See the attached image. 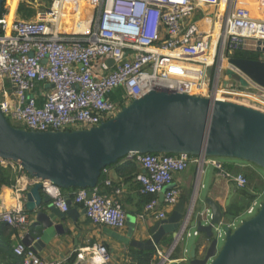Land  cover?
I'll return each mask as SVG.
<instances>
[{"label": "built area", "instance_id": "built-area-1", "mask_svg": "<svg viewBox=\"0 0 264 264\" xmlns=\"http://www.w3.org/2000/svg\"><path fill=\"white\" fill-rule=\"evenodd\" d=\"M9 1L16 3L14 10ZM258 1L262 16H254L238 0H5L6 11L0 15L1 111L9 121L28 130L87 129L115 117L122 106L153 88L211 94L264 111V88L228 63L241 51L264 54V0ZM81 2L89 7L84 20L73 11ZM21 3L35 10L32 17L18 15ZM69 6L77 19L67 12ZM198 14L202 16L198 18ZM64 18L81 28L63 29ZM224 62L242 76L244 85L228 78L221 84ZM209 69L213 70L211 78ZM134 155L143 168L136 175L140 192L151 196L142 218H167V208H174L181 196V189L172 186L174 176L192 164L197 165L194 197L207 166L215 168L237 189L249 184L243 172L226 170L218 159L184 153H135L127 158ZM0 166L18 172L16 189L21 196L15 208L0 207V226L4 222L20 232L28 231L31 215L25 209L24 198L37 182L43 184V192L54 206L63 213L68 211L69 195L59 186L54 184L59 195L51 196L44 188L49 180L30 176L15 161L0 158ZM109 171L105 167L102 174ZM104 184L111 186V179L106 176ZM120 192L121 188L116 187L113 194L104 193L98 184L78 188L70 197L73 204L85 209L94 224L123 229L127 214L117 198ZM160 193H164V210L158 208ZM260 205L257 198L245 215L255 213ZM201 215L211 216L208 212ZM243 216L226 224L236 228ZM188 223L184 222L174 242L156 245L152 264L189 261L190 251L185 244L194 233ZM180 245L183 253L175 257ZM14 252L22 257V264H67L41 257L22 241L14 245ZM111 261L108 247L100 243L80 248L72 264Z\"/></svg>", "mask_w": 264, "mask_h": 264}, {"label": "water", "instance_id": "water-1", "mask_svg": "<svg viewBox=\"0 0 264 264\" xmlns=\"http://www.w3.org/2000/svg\"><path fill=\"white\" fill-rule=\"evenodd\" d=\"M4 2L0 0V15ZM228 63L264 88L263 59L233 56ZM212 72L208 70L209 77ZM230 79L245 84L239 73L234 72ZM135 153L236 158L264 170V111L215 95L153 88L99 125L34 131L12 125L0 108V158L18 162L30 176L50 180L61 189L94 188L105 167ZM234 188L237 189L235 185ZM203 203L204 210L197 216L199 207L187 209L180 201L168 218L151 227V236L146 240L134 238V216L127 217L126 234L111 228L107 233L132 248L155 251L156 245L168 238L174 242L188 220L193 236L206 243L201 252L199 244L192 245L187 264H264V199L257 212L236 228L226 224L229 218L218 202L208 197ZM68 204V211L63 213L43 192L41 182L30 186L25 207L34 214V220L22 242L37 253L42 251L56 234L63 233L69 216L77 217V207L70 196ZM202 212L211 216L204 217ZM37 227L43 229L41 236H37Z\"/></svg>", "mask_w": 264, "mask_h": 264}, {"label": "crops", "instance_id": "crops-1", "mask_svg": "<svg viewBox=\"0 0 264 264\" xmlns=\"http://www.w3.org/2000/svg\"><path fill=\"white\" fill-rule=\"evenodd\" d=\"M238 1L242 5L248 7L254 16H262L261 14L263 13V9L259 6L258 0ZM233 73L234 72H232V74ZM229 80L233 81L232 79H230V77ZM41 88H39V90ZM235 164L236 168L238 169L237 171L243 172L244 174L256 172L262 175L264 172L263 169L249 162L237 161L235 162ZM109 170V173L105 175L111 179L112 185H102V192L113 194L114 188H121V192L119 193L117 198L122 203L127 217L134 216L136 218L137 229L134 233V238L139 240H146L151 236V227L155 223H157L159 219H156L151 215H147L145 218H142L140 216L144 212L146 205L145 199L147 196V194H143L140 192L141 184L136 179V175L143 170L142 165L139 163L137 172L135 171L131 173L130 171L119 172L115 167L109 168ZM12 172L15 175L13 184L2 185L0 187V207L7 209L15 208L16 205L21 202V196L19 194V191H17L16 189L19 179L18 172L14 169H12ZM196 176L197 165L192 164L185 171L175 174L172 186H178L181 189V196L178 203L180 201H183L187 209H189L191 206L193 207V205L195 208L199 207L198 211L195 212V215L197 216L199 214L198 212L204 210L203 201L208 197L214 199L221 206L227 209L231 202L238 196L237 189L234 188L232 182H230L212 166H207L202 173L198 192L194 197ZM72 193L73 192L66 194L70 196L72 195ZM158 198L160 202L158 208L164 210L166 208L163 201L164 193H160L158 195ZM229 200L230 203L228 204ZM25 202L26 199L24 198V204ZM192 203L194 204L191 205ZM73 206L77 207V217L75 219L70 216L67 218V221L65 222L67 226L65 227L66 229L63 230L62 234H56L52 238V240L47 243L45 248L39 252L41 257L45 259H59L67 263L73 254L79 253L80 248L102 243L108 247L112 255V261L110 262V264H134L131 256V246L126 245L125 243H122L118 239L109 235L107 233V229H109L110 227L94 224L87 217L86 212H84V208L82 206L76 204H73ZM174 208H167V218L170 216ZM29 214L31 215L30 221L32 222L34 220V214ZM28 230L30 229L28 228ZM113 230L121 234H126L128 231V227L126 225V227L123 229ZM35 231L38 234L37 236H41L43 229L42 227H37ZM191 231L194 233V229H191ZM24 234L25 233L23 231L20 232L15 228H11L3 222L2 226L0 227V248L5 251L8 248L14 247V245L22 241ZM169 241L170 240H168L167 242ZM205 243V239H198L192 235V237L188 239L185 245L190 251L192 245L199 244L201 252ZM166 245L168 244H165L163 242L161 246ZM177 250L179 251V255L177 257H179L183 253V246L180 245L179 247H177L175 253ZM2 253L3 254H0V263L11 264V262H9L7 259V254L5 252Z\"/></svg>", "mask_w": 264, "mask_h": 264}, {"label": "trees", "instance_id": "trees-1", "mask_svg": "<svg viewBox=\"0 0 264 264\" xmlns=\"http://www.w3.org/2000/svg\"><path fill=\"white\" fill-rule=\"evenodd\" d=\"M4 5H3L2 13L6 11ZM79 5H80L78 8L79 11L85 13L89 10L87 2H81ZM15 7L16 4L13 10L15 9ZM19 13L23 18H30L35 13V10L31 8H26L25 4L21 3L19 6ZM259 55L260 53L251 52V51H241L235 54V56L253 58V59H259L260 57ZM14 124L12 125L20 127V125H18L17 123ZM209 158L220 160V162L223 164L225 169L232 172H238L235 162L243 161L236 158H221V159L218 157H209ZM138 164L139 162L136 158V155H134L132 158L125 157L123 159H120L118 162L108 167L109 168L115 167L119 172L130 171L131 173L135 171L137 172ZM245 175L247 176L249 181L247 188L237 189L238 196L231 202V204L227 207V209H225V212L229 220L242 217L243 215L246 214L247 209L251 206V204H253V202L257 198H259L260 200L261 198H264V172L262 175L256 172L245 173ZM105 179H106V175L102 174L101 179L99 181V186L102 187V185H104ZM14 180H15V175L12 172V169H10V167L0 166V187L2 185H12ZM77 189H78L77 187H71L69 189H63V192L71 193L76 191ZM150 199L151 196L147 195L145 199L146 203ZM130 248H131V256H132V260L134 261V264H152L155 251L141 250L132 247ZM2 252H5L7 254L6 255L8 256L7 259L9 262H11V264H22V257L15 254L14 247L8 248L5 251L2 248H0V254H3ZM178 255H179V251L177 250L174 256L177 257ZM76 258H77V254L75 253L71 256L67 264H72Z\"/></svg>", "mask_w": 264, "mask_h": 264}, {"label": "rangeland", "instance_id": "rangeland-1", "mask_svg": "<svg viewBox=\"0 0 264 264\" xmlns=\"http://www.w3.org/2000/svg\"><path fill=\"white\" fill-rule=\"evenodd\" d=\"M70 5V4H69ZM75 5V4H74ZM71 7V6H70ZM18 15L19 16H21L20 15V13H19V11H18ZM202 16V14H198L197 15V17L198 18H200ZM260 57V59H263L264 60V54H262V53H260V55H259ZM232 75V71H230V65L226 62V65L222 68V81H221V84H225V79L226 78H228L229 79V77ZM229 76V77H228ZM211 78V77H210ZM209 84V83H208ZM212 84H213V81H212ZM219 94H221V92H219ZM211 95V94H210ZM209 95V96H210ZM10 122H11V124H14V123H12V121L10 120ZM15 125V124H14ZM221 159V158H220ZM263 199L264 198H261V203H262V201H263ZM258 210V209H257ZM257 212V211H256ZM255 212V213H256ZM255 213H253V214H248V215H244L243 217H244V219H247V218H249V217H251L252 215H254ZM243 219V220H244ZM240 224V223H239ZM238 224V225H239ZM168 240H170L169 242H167ZM165 244H170V243H172V239L171 238H168V239H166V240H164L163 241ZM163 242H161L160 244L162 245V243ZM222 243V242H221ZM167 246V245H166ZM184 264H187V263H184Z\"/></svg>", "mask_w": 264, "mask_h": 264}, {"label": "bare ground", "instance_id": "bare-ground-1", "mask_svg": "<svg viewBox=\"0 0 264 264\" xmlns=\"http://www.w3.org/2000/svg\"><path fill=\"white\" fill-rule=\"evenodd\" d=\"M9 2L13 4V8H14L16 3L12 2V1H9ZM73 11H75L76 14H78L79 17L83 18V20L85 19V17H86L85 14L87 12L83 13V12L79 11L78 9L73 10ZM67 12H70L71 16H73L74 19H77V17L74 15V13H72V7L69 6V11H67ZM66 24H69V25L65 26ZM62 28L65 29V30H79L81 28V26L79 24L75 23V21L71 20L70 18H66V19L64 18L63 22H62ZM223 65L225 66L226 62H224Z\"/></svg>", "mask_w": 264, "mask_h": 264}, {"label": "clouds", "instance_id": "clouds-1", "mask_svg": "<svg viewBox=\"0 0 264 264\" xmlns=\"http://www.w3.org/2000/svg\"><path fill=\"white\" fill-rule=\"evenodd\" d=\"M44 188L45 190L49 193V195L51 196H58L59 195V191L58 189L54 186V182L52 181H47L44 184Z\"/></svg>", "mask_w": 264, "mask_h": 264}, {"label": "flooded vegetation", "instance_id": "flooded-vegetation-1", "mask_svg": "<svg viewBox=\"0 0 264 264\" xmlns=\"http://www.w3.org/2000/svg\"><path fill=\"white\" fill-rule=\"evenodd\" d=\"M189 260H190V258H189Z\"/></svg>", "mask_w": 264, "mask_h": 264}]
</instances>
